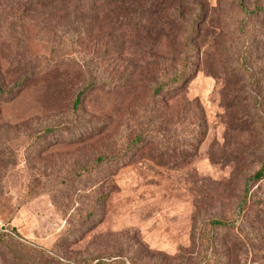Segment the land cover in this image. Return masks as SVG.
Segmentation results:
<instances>
[{"label": "rangeland", "instance_id": "obj_1", "mask_svg": "<svg viewBox=\"0 0 264 264\" xmlns=\"http://www.w3.org/2000/svg\"><path fill=\"white\" fill-rule=\"evenodd\" d=\"M161 1L0 0V84L28 77L0 94V264H206L208 221L236 216L264 155V0ZM251 243L233 264H264Z\"/></svg>", "mask_w": 264, "mask_h": 264}, {"label": "trees", "instance_id": "obj_2", "mask_svg": "<svg viewBox=\"0 0 264 264\" xmlns=\"http://www.w3.org/2000/svg\"><path fill=\"white\" fill-rule=\"evenodd\" d=\"M24 0H13L14 3L20 4ZM45 2L62 4V5H74L75 8L81 5V3H86L90 1L95 7V3H121L125 11H130L131 6L138 7L142 5L145 7V2H152L155 4L159 0H44ZM166 0L159 2L160 6L165 4ZM240 6L246 14H250L245 7V0H239ZM151 5V6H152ZM197 8L198 5H196ZM96 8V7H95ZM88 10H86L85 13ZM95 16V15H94ZM78 17V16H76ZM90 19V18H89ZM17 21V20H16ZM188 46V44H184ZM189 55L186 52L182 54L181 70L177 74L167 78L165 81L158 83L153 91V96L162 94L171 84L182 83L185 78L186 68L189 66ZM28 77H24L21 80L15 82L9 89H5L0 84V94H12L15 89L23 88ZM182 85V84H181ZM18 89V90H19ZM84 93L82 89L77 93V96L73 103L74 112L77 110L79 104L81 103V97ZM141 141L140 136H137L133 143H138ZM108 159V157L100 156L97 162H102ZM264 182V155L261 158L259 168L255 170L249 177L244 181L243 195L239 200L236 216L234 218L226 219H210L207 223V230L204 233L203 243H202V255L201 260L206 264H233L236 255L248 254V246L253 240L260 243L264 240V235L257 230L263 227L262 223L264 221V196H257V190L260 188L261 184ZM257 186V187H256ZM258 228L257 230H255ZM2 235V234H0ZM4 235V234H3ZM252 245V243H251ZM236 260V259H235ZM235 262V261H234ZM94 264H121L117 260L106 261L98 258Z\"/></svg>", "mask_w": 264, "mask_h": 264}, {"label": "built area", "instance_id": "obj_3", "mask_svg": "<svg viewBox=\"0 0 264 264\" xmlns=\"http://www.w3.org/2000/svg\"><path fill=\"white\" fill-rule=\"evenodd\" d=\"M0 234H6V235L14 234L10 224L1 218H0Z\"/></svg>", "mask_w": 264, "mask_h": 264}]
</instances>
